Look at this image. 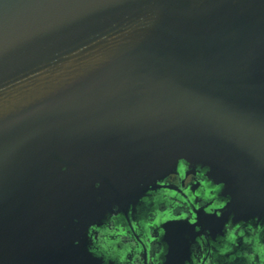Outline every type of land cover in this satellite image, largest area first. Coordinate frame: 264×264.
I'll return each instance as SVG.
<instances>
[{
	"label": "water",
	"instance_id": "obj_1",
	"mask_svg": "<svg viewBox=\"0 0 264 264\" xmlns=\"http://www.w3.org/2000/svg\"><path fill=\"white\" fill-rule=\"evenodd\" d=\"M179 156L264 185V0H0V264L22 228L66 264Z\"/></svg>",
	"mask_w": 264,
	"mask_h": 264
},
{
	"label": "clouds",
	"instance_id": "obj_2",
	"mask_svg": "<svg viewBox=\"0 0 264 264\" xmlns=\"http://www.w3.org/2000/svg\"><path fill=\"white\" fill-rule=\"evenodd\" d=\"M66 170L65 165L61 171ZM210 171V165H193L187 157H177L174 170L163 176L167 179L148 183L126 212L120 204H112L99 222L88 223L87 251L102 264H167L171 245L164 239L165 225L186 221L197 234L189 239V256L183 264H264V216L237 220L231 211L215 237L199 223L201 209L222 218L232 201L231 194L222 195L225 182L211 177ZM94 187L99 189L101 181L96 180ZM74 222L79 223V217ZM73 243L79 245L80 240Z\"/></svg>",
	"mask_w": 264,
	"mask_h": 264
},
{
	"label": "flooded vegetation",
	"instance_id": "obj_3",
	"mask_svg": "<svg viewBox=\"0 0 264 264\" xmlns=\"http://www.w3.org/2000/svg\"><path fill=\"white\" fill-rule=\"evenodd\" d=\"M192 174L194 175V173ZM164 179H167V177L161 178V180ZM229 185H243L242 192L238 195L243 196V198L238 197L234 191L231 193L228 192V194L232 196V201L231 205L229 204L224 211L222 218H217L214 215H207L202 209L199 211V223L210 229L213 237L221 232L229 212L234 211L233 205L237 204L239 206L240 202L244 204L245 207H243V212L237 213V220L241 218L247 219L253 215L264 216V185H245L243 183H231ZM170 187L174 188L175 185H170ZM226 194L225 190H223L222 195ZM103 215L104 213L93 217L91 222H99ZM181 225L183 226L180 231L182 233L181 235L175 236L176 238L174 239H172L171 236L169 238L166 236L164 237L171 245L167 264H183L184 260L189 256V239L197 234L193 231L194 226H190L186 221L181 222ZM22 229L16 232L19 234L17 238V248L19 250L18 262L9 264H42L41 238L38 236L39 231H25ZM79 240V245H75L73 241H71L72 245L69 248L74 253L69 256L66 264H102V260L93 257L87 251L86 244L88 241L85 232L80 236Z\"/></svg>",
	"mask_w": 264,
	"mask_h": 264
}]
</instances>
